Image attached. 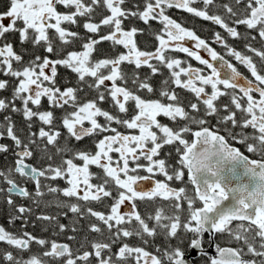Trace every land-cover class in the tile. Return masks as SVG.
<instances>
[{
    "label": "snow or ice",
    "instance_id": "1",
    "mask_svg": "<svg viewBox=\"0 0 264 264\" xmlns=\"http://www.w3.org/2000/svg\"><path fill=\"white\" fill-rule=\"evenodd\" d=\"M198 2L202 8L193 6ZM215 2L8 0L6 10L0 11V76L5 77L0 78V92L10 90L11 94L0 97V112L22 113L28 133L21 139L8 115L0 124L4 129L0 139L6 133L13 142L11 148L0 143V153L11 151L15 157L14 166L0 169V180L9 194L7 203H14L12 194L33 198L16 175L34 183L35 197L44 195L41 178L62 180L66 187L45 185L48 192L84 203L57 200V207H66L76 217L95 218L107 229L108 237L107 242H91L90 251L77 254L79 250L74 252L66 243L26 231L15 235L0 226V242L21 251L29 250L33 242L44 249L27 259L7 252V261L194 264L195 257L189 260L188 254L195 252L206 264H264V47L245 43L246 51L253 54L248 55L228 43V38L254 41L258 36L264 44V0H234L236 6L243 5L236 10L227 3L219 5L231 22L210 14ZM172 8L223 29L226 36L215 32L213 42L250 75L168 15ZM137 21L157 41L155 50L138 45L136 38L145 29ZM150 22L161 27L153 30ZM10 34L18 36L21 52L9 40ZM186 40L193 41L194 48L182 43ZM105 41L115 54L93 59L97 46ZM77 43L79 49H74ZM26 45L42 47L45 54H33L26 60ZM169 52L184 53L203 67H194ZM125 64L133 66L130 74L122 70ZM145 67L150 72L141 76L139 70ZM161 67L169 70V76L156 89L151 78L161 74ZM60 68L74 74L75 81L65 77L63 84L58 83ZM176 89L190 92L193 99L185 103ZM157 92L158 98H152L150 94ZM224 97L227 102L221 103ZM57 110L63 113L59 117ZM34 123L40 125L36 131H32ZM61 128L67 133L63 144L59 143ZM85 138H91L92 149L71 144ZM37 152L41 160L59 157V161L46 166L28 163ZM157 200L169 202L171 213L164 207L146 216L138 210V201ZM105 201L106 211L91 206ZM16 211L23 216L32 209L21 205ZM37 219L56 222L60 232L68 228L56 216ZM89 229L103 234L97 223ZM218 236L238 246L221 247ZM133 237L140 240V246L127 242ZM157 237L163 243L150 251L147 246Z\"/></svg>",
    "mask_w": 264,
    "mask_h": 264
},
{
    "label": "flooded vegetation",
    "instance_id": "2",
    "mask_svg": "<svg viewBox=\"0 0 264 264\" xmlns=\"http://www.w3.org/2000/svg\"><path fill=\"white\" fill-rule=\"evenodd\" d=\"M8 0H0V11L6 10ZM230 4L234 6V10L237 8L243 7V5L236 6L234 0H216L214 6H210L209 12L210 14H220L224 16L226 19H229V14H227L222 7H218L219 5L223 4ZM197 8H202V3H196L193 5ZM167 14L170 15L173 19H176L178 22L182 23L184 27H187L193 31L196 32L198 36H200L202 39L207 40L212 47H214L218 52H220L222 55H225V58L229 61H231L233 64H235L238 69L244 73L245 75H250L247 70L239 65L237 61H235L232 57L228 56L226 53V50L219 44H216L213 42V37L215 32H221L222 35L226 36V33L223 29H221L218 25H215L211 21L203 20L202 18L196 17L190 13H187L186 11L179 10V9H168ZM229 22H231V19H229ZM7 23V21H6ZM152 24V29L156 30L159 29L161 26L156 22H150ZM136 25L140 28L145 29L144 35H138L137 36V43L141 47V49H146L149 51L155 50V47L157 46V41H155L154 38L149 36L147 34V26H145L142 22L137 21ZM82 31V29H80ZM238 30L240 32H245L244 26H239ZM252 35H256L255 32H252ZM9 40L13 42L14 47L17 52H21L22 48L18 43V36L10 34ZM182 43L185 44V46L193 47L194 48V42L190 40L183 41ZM228 43L237 48V50H240L242 52H245L248 55H253L250 52H247L244 45L245 43H251V45L255 48H262L264 47V44L261 43L260 38L257 36L256 40L254 41H244V40H233L232 38H228ZM27 49V52L25 53V59H29V57L33 54H45L42 47L37 46L35 49L32 48L31 45L24 46ZM74 49H79V43L72 46ZM97 52L93 54V59L96 58H103L104 55H114V50L111 47L109 42H102L97 46ZM123 49L117 48L116 51H122ZM168 55L175 56L176 58L185 60L189 63H191L194 67H203L199 65L198 61H195L189 57L186 56L184 53L179 52H169ZM201 55H203L205 58L210 59L208 57L207 53L201 50ZM254 59L257 60L258 58L254 57ZM155 63V61H153ZM133 69V66L131 65H122V70L125 72L131 73ZM140 75L144 76L145 74H149L150 70L145 68H141L139 70ZM169 76V70L166 68L161 67V74H157L155 76H152L151 83L153 84L154 88H158V82L162 84V81L167 79ZM70 78L73 81H75L74 74L70 73L68 70L64 68L59 69V75H58V83L63 84L64 78ZM0 78H5L3 76H0ZM176 91L180 94V96L184 99L185 103H187L188 100H192L193 96L190 92H187L182 89H176ZM11 94L10 90L5 92H0V97L2 96H9ZM84 94H82L83 96ZM89 96L94 95V93H89ZM152 98H158V92L155 94H150ZM227 97L221 98V103L227 102ZM44 108H47V102H44ZM105 108L109 107L108 104L103 105ZM63 113L60 110L56 111V115L59 117ZM5 115H8L11 117L12 122L15 124L16 134L20 136L21 139H24L28 133V128L26 126V121L23 118L22 113H13V112H0V124L5 123ZM161 121L164 123H168L167 118L160 117ZM58 123V122H57ZM215 123V121H213ZM40 125L38 123L33 124L32 131H36ZM123 130V129H122ZM0 131H4L3 128H0ZM62 132V136L60 138L59 143L63 144L65 137L67 136V133L62 128L60 129ZM0 143H4L10 146V148L13 146V142L7 138L5 133V138L0 139ZM41 144L43 142H40ZM71 144L75 145L78 148H84L87 147L89 149H92L93 143L91 138H85L82 141H71ZM239 146V145H237ZM166 148L164 151H167ZM244 150L243 148L241 149ZM247 154V153H246ZM40 153L37 152L36 155L28 160V163H31L33 165L39 166L40 164H44L45 166L49 162H58L59 157H55L53 161H47V160H41L40 159ZM14 160L15 157L12 155L11 151L8 153H0V169H7L9 167L14 166ZM93 171H98L97 169L93 168ZM15 179L20 183L21 186H26L30 192L33 193V198H24L17 196L15 194H12V199L14 203L12 205H9L7 203L8 199V193L6 191L7 185L0 180V188L5 189V191L0 192V226H3L7 231L15 234V235H21L23 232H28L38 238H43L48 241H56L57 243H66L68 244L74 252H79L77 254H82L85 250H91L90 244L94 241H105L107 242L108 232L107 229L104 228V226L97 221L93 217L85 216L83 218L76 217L75 214L68 211L66 207H57V200L62 201L64 203H81L84 202H78L75 198H67L63 197L59 194H53L49 193L47 190V187L45 185H51L53 187L59 186L61 188L66 187V183L62 180H45L41 178V184H42V191L44 192V195L42 197H35V191H34V183L31 181H27L24 178L19 177L18 175L15 176ZM176 186H182L179 184V182H175ZM148 185H146L147 187ZM38 201V203H37ZM108 203V201H105L104 203H93L91 206L97 210V211H106L105 205ZM26 206L32 209L31 212L23 214L21 216L17 211L16 208L18 206ZM138 210L141 212L142 215H149L153 214L155 209L158 207H164L165 211L167 213H171V208L169 207V202L167 201H153V202H137ZM124 210V209H122ZM67 212V215H64V213ZM42 215H49V216H56L58 217V222L61 224H65L68 226V228L64 232H60L59 228L56 226V222H49L45 220L37 219V217ZM20 216L19 219H15L12 223H9V220L13 217ZM76 221L75 224H73V221ZM92 223H97L101 226L103 230V234L101 233H95L91 232L89 229V225ZM72 227L76 228V231H72ZM73 236L75 237L74 240H70L69 237ZM209 237L206 234L205 240H208ZM127 242L140 246V240L136 237L128 238ZM163 241L160 237H157L154 244H150L147 246L150 251H154L155 246L162 244ZM217 243L220 244L221 247H237L238 245L234 242H230L229 238L226 236H218L217 237ZM84 245V247H81V245ZM47 247V246H46ZM117 245H114L113 251L116 250ZM44 249L41 248L38 244L33 242L27 251H21L19 249H16L15 247L8 245L6 242H0V264H12V262H9L5 258V254L7 252H11L17 259H27L32 254H38L42 252ZM246 250V249H245ZM209 253L211 255H216L214 248L208 249ZM193 257H195L194 264H206V259L204 257H200L195 252H191L188 254V259L191 260ZM249 258V257H246ZM77 264H83V262L78 261ZM95 264V262H93Z\"/></svg>",
    "mask_w": 264,
    "mask_h": 264
},
{
    "label": "trees",
    "instance_id": "3",
    "mask_svg": "<svg viewBox=\"0 0 264 264\" xmlns=\"http://www.w3.org/2000/svg\"><path fill=\"white\" fill-rule=\"evenodd\" d=\"M130 6V5H129ZM158 84V88H160V86H161V83H160V81L157 83Z\"/></svg>",
    "mask_w": 264,
    "mask_h": 264
}]
</instances>
